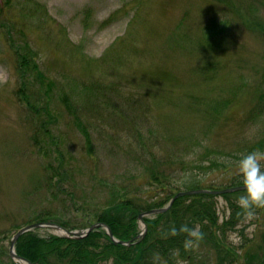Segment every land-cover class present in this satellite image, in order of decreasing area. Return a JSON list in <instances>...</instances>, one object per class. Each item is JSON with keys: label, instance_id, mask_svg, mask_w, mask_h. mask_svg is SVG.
<instances>
[{"label": "rangeland", "instance_id": "rangeland-1", "mask_svg": "<svg viewBox=\"0 0 264 264\" xmlns=\"http://www.w3.org/2000/svg\"><path fill=\"white\" fill-rule=\"evenodd\" d=\"M34 1L44 11L32 22L20 15L26 12L25 0H0L4 262L11 261L12 236L30 225L34 210L56 208L64 219L83 221L65 213L45 192L35 193L43 188L37 182L51 173L46 165L57 167L56 151L81 167L80 173L74 169L79 186L95 192V174L104 181L144 183L141 175L153 157L149 166L178 176L177 159L188 160L204 147L233 152L244 135L254 137L264 126L246 120L262 82L264 0ZM222 22L223 36L208 37L206 30ZM20 46L35 55L38 65L29 71L25 91L33 110L17 94L21 84L14 50ZM226 100L230 107L221 112L218 107ZM84 131L96 163L87 155ZM228 175L218 170L200 176L223 187ZM217 212L219 223L230 215L222 196ZM263 230L264 211L244 215L226 241L239 253L244 239L256 245ZM37 233L54 235L44 228ZM250 259L249 264L261 262ZM245 260L238 258L239 264Z\"/></svg>", "mask_w": 264, "mask_h": 264}, {"label": "trees", "instance_id": "trees-1", "mask_svg": "<svg viewBox=\"0 0 264 264\" xmlns=\"http://www.w3.org/2000/svg\"><path fill=\"white\" fill-rule=\"evenodd\" d=\"M217 1L226 3V0ZM23 5V12H26L20 15L32 22H35L32 19L37 16V12L44 11L41 10L43 5L35 3L34 0H25ZM40 23L41 21H37L36 26ZM225 24L226 22H222V25L208 28L206 34L208 37L223 36ZM259 28L260 36L264 38V26ZM14 53L18 59L16 72L21 84L17 94L27 107L33 110L25 91L30 78L29 71L38 67L35 55L30 51H23L21 46L15 48ZM38 78L42 80V76ZM230 102V100L224 101L223 106L219 105V110L227 111ZM219 110L216 109L215 113L218 114ZM246 120L253 122L259 120L264 125V66L262 82L257 87L254 105ZM84 134L87 155L96 163L98 156L93 151L90 135L87 131H84ZM256 150L264 152V126L254 137L244 135L238 148L233 152L225 153L222 150L204 147L188 160L177 159L181 169L178 176L149 166L151 161H154L153 157L148 161L149 165L144 168V174L141 175L145 177L144 183L133 184L113 178L111 181H104L102 175L97 178L95 174V177H92L98 186L95 192L79 186L74 169L80 173L81 167L79 168L78 165L75 167L72 159L65 158L56 151L57 167L46 165V168L51 169V173H47L37 182V186L43 188H38L35 193L45 192L51 201H56L65 210V213L72 212L75 217L82 216L83 221L77 222L70 217L64 219L56 208L52 210L42 207L34 210L27 224L55 222L65 228L74 229L86 228L100 222L110 228L116 239L130 241L140 233L139 215L147 210L163 207L179 191L218 190L243 185L237 170L234 173L232 170L237 168L242 156ZM94 167H97V164ZM218 170L229 174L227 184L223 187H216L215 183L208 182L204 177L207 173ZM181 178H186L185 182L176 183ZM242 194L243 191L222 195L228 203L230 215L221 223H219L217 212V197L211 194H196L180 197L168 211L150 219L145 218L147 224L145 235L129 246L114 243L101 229L77 239L55 235L40 236L36 231L19 237L15 251L18 256L33 264H179V262L195 264L198 260L201 264H239L238 258L242 256L246 257L245 264H249L251 257H257L261 261L259 264H263L264 254H260L259 251L264 253V230L259 232L256 244L258 247L254 245V242L251 244L252 240L244 239L245 242L240 247L239 253L236 252L237 250L234 251V247L226 241L227 233L233 230L244 217L237 204ZM263 211L264 209L255 210L256 213ZM182 225H188L190 228L199 226V230L203 233V240L199 242L198 248L185 250L186 233H178L176 236L166 235L171 228L175 227L179 230ZM253 247L256 251L249 252L250 249H254ZM241 248H245L244 253ZM205 249L214 251L216 255L210 258ZM5 256L0 248V264H16L12 260L4 262Z\"/></svg>", "mask_w": 264, "mask_h": 264}, {"label": "clouds", "instance_id": "clouds-1", "mask_svg": "<svg viewBox=\"0 0 264 264\" xmlns=\"http://www.w3.org/2000/svg\"><path fill=\"white\" fill-rule=\"evenodd\" d=\"M264 152L252 151L238 161L237 172L241 177L243 184V194L238 198V207L242 214L247 218L255 215L256 209H264ZM186 178H181L176 183H184ZM178 233H186L187 238L184 240L185 250H191L199 247V242L203 240V233L199 226L188 227L182 225L179 230L175 227L170 229L166 235L176 236Z\"/></svg>", "mask_w": 264, "mask_h": 264}, {"label": "water", "instance_id": "water-1", "mask_svg": "<svg viewBox=\"0 0 264 264\" xmlns=\"http://www.w3.org/2000/svg\"><path fill=\"white\" fill-rule=\"evenodd\" d=\"M236 191H243V186H236L233 188H227L223 190H205V189H200V190H187V191H182L178 192L175 194V196L166 204L164 207L161 208H155V209H150L145 211L139 216L140 223L142 225L141 233L135 237L134 239H138L140 237H143L146 230H147V225L145 223V218H152L157 214L164 213L167 210L171 208L173 203L175 202L176 199L182 196H189V195H195V194H212V195H222V194H227L231 192H236ZM47 229L50 230L53 234L60 236V237H65V238H70V239H77V238H83L87 236L90 232L97 230V229H102L104 230L109 238L114 242L122 245H131V241H120L114 238L110 228L105 224V223H94L88 226L87 228L81 229V230H69L67 228H64L61 225L49 222V223H44V222H39V223H34L27 225L25 227L20 228L11 238L10 243H9V256L10 258L17 264H33L27 259L20 257L16 254L15 252V246L16 243L19 239L20 236L27 232H32L38 229Z\"/></svg>", "mask_w": 264, "mask_h": 264}]
</instances>
